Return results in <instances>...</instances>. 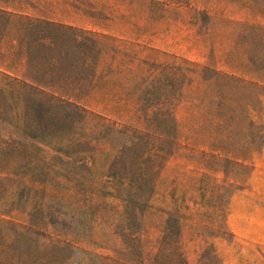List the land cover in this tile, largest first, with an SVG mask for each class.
<instances>
[{
    "label": "rangeland",
    "instance_id": "1",
    "mask_svg": "<svg viewBox=\"0 0 264 264\" xmlns=\"http://www.w3.org/2000/svg\"><path fill=\"white\" fill-rule=\"evenodd\" d=\"M0 264H264V0H0Z\"/></svg>",
    "mask_w": 264,
    "mask_h": 264
}]
</instances>
